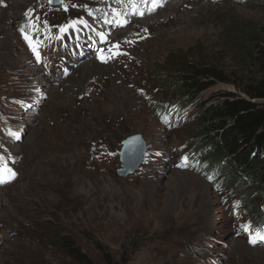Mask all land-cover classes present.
Segmentation results:
<instances>
[{
	"label": "rangeland",
	"instance_id": "374dc122",
	"mask_svg": "<svg viewBox=\"0 0 264 264\" xmlns=\"http://www.w3.org/2000/svg\"><path fill=\"white\" fill-rule=\"evenodd\" d=\"M263 33L264 0H3L0 166L15 176L0 183V264H78L57 234L93 264H264V241L249 242L264 203L248 214L189 168L199 101L244 96ZM175 59L213 71L199 100L171 87ZM133 134L146 157L121 177Z\"/></svg>",
	"mask_w": 264,
	"mask_h": 264
},
{
	"label": "trees",
	"instance_id": "16d2710c",
	"mask_svg": "<svg viewBox=\"0 0 264 264\" xmlns=\"http://www.w3.org/2000/svg\"><path fill=\"white\" fill-rule=\"evenodd\" d=\"M261 42L264 44V33ZM253 56L261 76L241 89L244 96L224 92L216 102L206 106L204 100H200L203 115L194 120L197 131L189 144V161L195 165L189 168L207 173L206 176H217L216 181L223 183L222 188L231 197H237V206L242 205L248 214H258L256 205L264 203V102L254 101L264 99V54L258 51ZM175 60V65L180 68V80L171 87L176 88L183 99L189 102L197 99L214 83L209 80L210 74L213 76L214 73L208 67L189 62L178 65L179 60ZM177 110L171 105L161 109L162 112L169 111V116H176ZM255 219L258 225H264V216ZM53 237L55 240L49 241L55 242L78 264H93L71 239L59 234ZM106 262L111 264L109 259Z\"/></svg>",
	"mask_w": 264,
	"mask_h": 264
},
{
	"label": "water",
	"instance_id": "95a60500",
	"mask_svg": "<svg viewBox=\"0 0 264 264\" xmlns=\"http://www.w3.org/2000/svg\"><path fill=\"white\" fill-rule=\"evenodd\" d=\"M61 1L52 0L50 4L58 5ZM121 145V167L117 169L116 173L125 177L133 174L145 159V142L139 134H133L123 139Z\"/></svg>",
	"mask_w": 264,
	"mask_h": 264
},
{
	"label": "snow or ice",
	"instance_id": "6c2138e0",
	"mask_svg": "<svg viewBox=\"0 0 264 264\" xmlns=\"http://www.w3.org/2000/svg\"><path fill=\"white\" fill-rule=\"evenodd\" d=\"M51 2H52V0H49V3H51ZM155 2H156V0H153V3H155ZM2 3H3V0H0V4H2ZM65 10H67V9L65 8ZM151 10L154 11L155 9L153 8ZM69 27H75V22H70L68 25L61 26L59 28V31L61 33L66 32ZM25 39L28 40L29 38L27 36H25ZM115 47L118 48V45ZM33 52L36 53L37 59H39V54L36 52L35 47H33ZM114 54H119V53L117 52ZM14 176H15V173L12 172L11 169H8L6 166H0V183L7 182V181L11 180L12 178H14ZM209 179H211V178H209ZM242 229H243V231L248 232L249 231V225H247V224L242 225ZM257 240L264 241V233L257 231L255 233H253L249 238L250 243H256Z\"/></svg>",
	"mask_w": 264,
	"mask_h": 264
},
{
	"label": "bare ground",
	"instance_id": "6f19581e",
	"mask_svg": "<svg viewBox=\"0 0 264 264\" xmlns=\"http://www.w3.org/2000/svg\"><path fill=\"white\" fill-rule=\"evenodd\" d=\"M181 4L182 3H184V2H186L187 0H178ZM98 66V65H97ZM81 67H83V68H81V71H85V70H87V71H89L91 68L89 67V64H87V63H82V65H81ZM99 67V66H98ZM94 69V68H93ZM40 72H43V69H41L40 68ZM44 73V72H43Z\"/></svg>",
	"mask_w": 264,
	"mask_h": 264
}]
</instances>
